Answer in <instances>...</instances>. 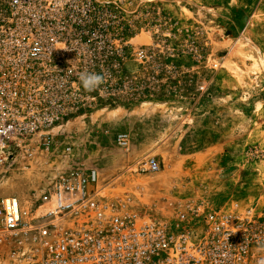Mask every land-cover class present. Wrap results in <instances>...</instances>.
<instances>
[{
	"label": "built area",
	"instance_id": "obj_1",
	"mask_svg": "<svg viewBox=\"0 0 264 264\" xmlns=\"http://www.w3.org/2000/svg\"><path fill=\"white\" fill-rule=\"evenodd\" d=\"M146 0H0V182L18 155L50 149L68 126L130 110L149 97L153 54L136 46L133 16ZM221 68L213 65L214 72ZM81 73L103 82L86 91ZM212 78L201 87L206 93ZM57 132V133H56ZM131 137L119 133L127 149ZM71 147H65L64 153ZM156 158L136 173H157ZM97 168L59 171L31 207L0 198V264H258L264 220L253 209L206 201L171 205L172 216L99 187Z\"/></svg>",
	"mask_w": 264,
	"mask_h": 264
},
{
	"label": "rangeland",
	"instance_id": "obj_2",
	"mask_svg": "<svg viewBox=\"0 0 264 264\" xmlns=\"http://www.w3.org/2000/svg\"><path fill=\"white\" fill-rule=\"evenodd\" d=\"M133 19L135 45L158 65L149 68V97L57 129L50 149L18 155L0 198L30 208L59 171L83 166L109 180L110 195L140 198L166 216L174 212L165 190H174L220 211L251 208L264 220V0H146ZM119 133L131 134L127 149L116 144ZM149 157L161 170L136 173Z\"/></svg>",
	"mask_w": 264,
	"mask_h": 264
},
{
	"label": "crops",
	"instance_id": "obj_3",
	"mask_svg": "<svg viewBox=\"0 0 264 264\" xmlns=\"http://www.w3.org/2000/svg\"><path fill=\"white\" fill-rule=\"evenodd\" d=\"M129 134V133H128ZM130 135V137H132L131 136V134H129ZM173 136H172V134L171 135H169V136H167V140L165 141V143H164V146L166 147V146H168V143H169V141L171 140V139H173L172 138ZM172 141V140H171ZM211 148H213V147H211ZM158 161H159V159H158ZM159 164H161V162L159 161ZM160 168H161V166H160ZM109 181V180H108ZM107 180H100L99 181V187H104L105 185H107V182H108ZM166 183V182H165ZM164 191V190H163ZM178 193L177 192H175L174 190L173 191H169V190H165V197H163L164 199H165V201H166V206L167 207H171V205H174V204H176L177 202H179V201H183V200H188V199H182V198H180L178 195H177ZM182 196V195H181ZM134 199H135V201H136V203H137V205L140 207V208H144V209H147V208H152L153 206L151 205V204H149V205H147V204H145V203H142L141 202V200H140V198H136V197H134ZM155 210H157L159 213H162V209H159V207H157L156 206V208H154ZM163 214V213H162Z\"/></svg>",
	"mask_w": 264,
	"mask_h": 264
},
{
	"label": "clouds",
	"instance_id": "obj_4",
	"mask_svg": "<svg viewBox=\"0 0 264 264\" xmlns=\"http://www.w3.org/2000/svg\"><path fill=\"white\" fill-rule=\"evenodd\" d=\"M79 79L86 91H95L103 82V77L97 73H81ZM258 264H264V259L258 261Z\"/></svg>",
	"mask_w": 264,
	"mask_h": 264
}]
</instances>
